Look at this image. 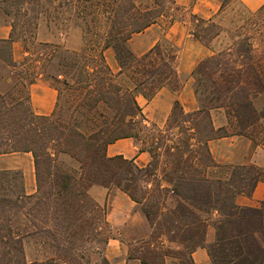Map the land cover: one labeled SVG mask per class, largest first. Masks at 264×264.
<instances>
[{"label": "trees", "instance_id": "obj_1", "mask_svg": "<svg viewBox=\"0 0 264 264\" xmlns=\"http://www.w3.org/2000/svg\"><path fill=\"white\" fill-rule=\"evenodd\" d=\"M42 2L55 3L51 13L42 8ZM228 2L221 0L218 12ZM0 4L12 7V13L4 12L12 19L8 39L0 41V62L6 68H21L17 83L0 93V155L28 153L35 183L34 193L26 195L19 174L11 178L17 185L12 199H0V264H108L99 251L91 252L92 261L73 253L86 232L99 229H94V220L106 226L104 208L87 195L94 185L113 186L125 194L149 226L148 239L127 259L165 264L170 258L176 264H193L192 252L203 248L210 264H264V200L255 208L234 202L236 196L249 197L255 185L264 182V169L217 165L207 149L209 141L231 136L255 145L264 142L256 141L255 131L264 119V4L248 13L242 25L226 32L229 43L224 50L193 68L196 110L185 113L174 101L160 128L146 123L135 97L149 101L161 88L179 89L176 52L155 44L135 56L127 42L167 12H175L194 22L187 30L189 36L208 47L224 32L212 19H199L173 0H151L149 7L132 0H9ZM49 15L73 21L83 40L79 53L57 62L60 69L54 76L48 64L55 46L37 44L40 57L34 60L25 49L20 64L12 61L10 51L13 41L23 43L30 27L35 31L37 21ZM179 20L187 24L183 16ZM106 50L113 54L116 71L105 62ZM39 78L56 92L48 116L33 114L28 105V88ZM18 86L26 87L24 99L17 96ZM212 111L223 113L225 126H213ZM121 139L140 144L138 150L149 156L146 166L138 167L121 156L106 157V146ZM58 155L72 159L77 171L59 168ZM4 175L0 173V178ZM169 194L178 202L166 208ZM11 212L21 213L23 220ZM196 213L211 215L212 220L208 223ZM207 226L213 230L209 245L204 244ZM43 233L54 243L53 255L41 262L27 261L23 241ZM160 238L175 244V249L154 248L152 244Z\"/></svg>", "mask_w": 264, "mask_h": 264}, {"label": "crops", "instance_id": "obj_2", "mask_svg": "<svg viewBox=\"0 0 264 264\" xmlns=\"http://www.w3.org/2000/svg\"><path fill=\"white\" fill-rule=\"evenodd\" d=\"M3 1L9 0H0V2ZM173 2L178 7L188 8L193 15L204 20L211 19L219 13V7L213 0H173ZM242 2L249 10L257 9L263 4L262 0H242ZM161 19L157 20V22L143 32L132 35L127 42V48L137 56L147 52L159 39L166 40L171 43V46L177 48L176 74L178 82L181 83L179 89L176 92H172L167 88H161L149 101H145L141 96L135 97V101L141 109V114L146 123L156 126H163L174 101L179 103L185 113L196 110L191 84L185 79H189L197 63L218 51V49L211 47V45L205 47L191 38L184 23L179 20L167 22L164 29L161 30L159 26ZM43 26L45 28V37L38 39L39 36L36 32L35 38L37 41L52 45L60 44L68 48L71 38L70 33L57 35L49 27ZM9 33V21L0 18V41L7 40ZM71 35L73 38L79 37V30L73 29ZM79 45L80 43L77 40V43L73 45L71 50H78ZM10 51L11 59L15 64H19L26 56L23 43L19 40L11 43ZM2 82L7 83L6 78ZM55 102L56 92L47 81L37 79L29 86L28 105L33 114L48 116L53 111ZM216 115L218 118L215 126L213 117ZM210 117L215 128L225 126V119L220 113L211 112ZM207 149L213 162L217 165L227 167L251 165L264 169V142L255 145L246 138L231 136L209 141ZM14 155L17 154L0 155V171L8 170V167H3L1 161H5ZM22 155L30 157L27 153ZM105 155L106 157L121 156L125 160H132L138 167H144L149 162L148 154L140 152L132 139H121L107 145ZM28 188L30 189L28 190L26 185L24 186V193L26 195L34 192V188ZM87 195L96 205L105 208V223L116 233L115 237L123 239L130 237L131 233H128L127 227L134 225L141 227L140 231L143 232L138 239H143L148 235L149 226L143 214L139 207L130 201L125 194L118 190L109 191L106 188L91 186L87 190ZM171 196L169 194V197ZM171 198L176 200L175 203L178 202L176 197L173 196ZM262 200H264V182H258L249 197L239 195L235 197L234 202L237 206L255 208ZM144 229L147 230L146 234ZM120 241L116 238H111L107 241L103 257L108 264H140L137 260L127 259L126 250ZM212 242L213 230L210 226H207L204 244L209 245ZM191 260L193 264H210L209 258L203 248L195 249L191 254ZM54 264L63 263L55 262Z\"/></svg>", "mask_w": 264, "mask_h": 264}, {"label": "rangeland", "instance_id": "obj_3", "mask_svg": "<svg viewBox=\"0 0 264 264\" xmlns=\"http://www.w3.org/2000/svg\"><path fill=\"white\" fill-rule=\"evenodd\" d=\"M132 1L136 5H139L142 7H149L151 4V0H132ZM213 1L216 5H218V7L220 6L221 0H213ZM262 1L264 4V0H262ZM41 6L43 9H45L51 13L52 7L55 6V3L52 6V4H47L46 2H42ZM260 7H258V8H260ZM21 9L23 10V8H21ZM257 9L249 10L243 4L242 0H229V2L224 7V9L221 12H219L216 16H213L211 18L212 21L215 24L219 25L224 31L217 38H215L210 44L211 47L218 49V51L215 53H218V52L224 50L225 47L227 46V44L229 43L228 34H226V32L231 33V31L234 29V27L242 25L243 21L245 20V17H247V15H248V13L255 12ZM11 11H12L11 6L0 4V18H4V19H7L8 21H11V19H12L11 16L7 17L4 14V12L12 13ZM51 16L52 15H49V18H47L46 20L44 18H40L37 21V26H36L35 31H33L32 27H30L28 35L24 36V38H23L24 39L23 48H24V50L26 49V51H28L29 54L32 55L30 57V60H34V59H36V57H40L39 56L40 52L38 50L37 44H43V43L39 42V40L38 41L36 40L35 33L36 32L38 33V36H39L38 39L44 38L45 37V28L43 25L49 27V29L52 30L53 33H56L57 35L67 33V32L70 33L71 38L69 40L68 48H65L64 46H62L60 44L59 45H53V46H55L56 49L54 51V55L51 58L50 63L48 64V68H49V74L54 76L56 71L60 69L59 67H57V62L60 61L63 57L67 56L68 54L79 53V51L83 48V40H82V34L80 32V29L75 25V23L73 21H67V20L65 21V19L63 18L62 15L58 16V19H56V20L51 18ZM181 16L184 17V19L187 23V24H184L186 29L188 30V29H191V27L193 28V25H195L194 22L191 21L192 24H190V19L186 15H184L183 13L167 12L165 17H162V19L159 18V19H161V23H159L161 30L164 29L167 22H171V20L172 21L179 20V17H181ZM262 16H260V18H262ZM196 17L199 19H203V18H200L198 16H196ZM13 22H14V19H13ZM75 28L79 30V37L76 36L75 38H73V36L71 35V32ZM77 40L80 43L79 49L76 51H73L71 49L73 48V45L75 43H77ZM156 44H159L162 46L172 47L175 50L176 57H177V54H178L177 48L171 46V43H169L168 41L163 40V39H159V41ZM49 45H52V44H49ZM103 54H104V59H105L106 64L110 67V69L112 71H116V64H115L112 52L110 50H106V51H104ZM133 55H135V54H133ZM135 56H137V55H135ZM22 61L20 63H22ZM20 69H21L20 66H17L15 68H6L0 62V93H4L5 91L9 90L11 88V86H13L17 83V74L19 73L18 71H20ZM10 71H12V73H10ZM5 78L7 80V83L2 82ZM39 79L45 80L44 78H39ZM185 80L191 84V90H192V94H193V81L191 79V75H190L189 79H185ZM185 80H184V82H185ZM180 85H181V83H179V87H180ZM25 88L18 86L19 93L17 94V96L20 97L21 99H24L27 95V91ZM167 89L170 90L169 88H167ZM170 91H172V90H170ZM193 98L195 100L196 108H197V102H196L194 94H193ZM23 102H24V100H23ZM212 112L220 113L221 115H223V113L220 111H212ZM223 117H224V115H223ZM217 118H218L217 115L213 117V123L215 126L217 124ZM154 126H156V125H154ZM156 127L160 128L161 126H156ZM255 131L257 133L256 141H258L260 139H264V119H261L257 123V125L255 127ZM134 142H135L137 148L141 147L138 142H136V141H134ZM8 154H13V153H8ZM15 154H17V155L11 156V157L7 158L5 161H1V164H3V167H8V170L0 171V173L5 174L4 177L0 178V199L1 198L2 199H9V200L12 199L13 195L17 191V185H16V181L11 180V178H13V177L18 178L19 174L21 175V182L23 185V191H24L25 185H26L28 190L30 189L28 187H32L35 190V183H34V177H33V168H32L31 157L22 155L24 153H15ZM56 164L59 168L65 170V171H70V172L71 171H77V164L66 155H58L56 158ZM19 182H20V180H19ZM27 185H30V186H27ZM94 186H96V185H94ZM98 187H101V186H98ZM101 188H103V187H101ZM107 190L110 191V190H117V189L114 188L113 186H110ZM171 197H173V196H171ZM171 197H169V195L166 196V201L164 202V206L166 208H171L175 205L176 200H173V198H171ZM99 207L104 208L103 206H99ZM104 211H105V208H104ZM20 212L22 213L23 211H20ZM21 213L13 215V213L11 212L10 214L12 215V217H17L18 221H22L23 219H22ZM196 214L208 223L212 220L211 215L202 214V213H196ZM93 223H94V226H93L94 229H96L97 227H99V229L96 231H93L92 233L86 232V235L80 241L76 242L75 249L73 250L74 251L73 253H81L84 256H86V258L89 259L90 261H92L91 255H90L92 251H99L101 253V255L103 256V251H104L105 245H106L107 241L111 238H116L118 240H121L120 242H121L123 248L126 250V256H128L129 253H131V252L133 253L134 250L139 247L140 243H142L143 241H146L148 239V236L150 233V229H149L148 235L145 238L138 239V237L141 234H143V232L140 231L141 227H139L138 225H134V226L127 227L128 233H131L130 237H126L125 239L117 238V237H115L116 233L113 232L107 224H106V226L102 225L101 222L98 220H94ZM93 223H92V225H93ZM46 227H47V225H46ZM144 231L146 234L147 230L144 229ZM45 236H47V235L45 233H43V234L36 235L32 238H27L23 241V248H24L25 257H26L27 261L37 260V261L41 262L45 259H48L50 256L53 255L54 243H52V241L49 240L48 238H45ZM152 246L154 248H161L162 250H164V249H170V250L175 249V244H172V243L165 241L164 238H160L156 243H153ZM76 251H78V252H76ZM165 264H176V262L170 258H166Z\"/></svg>", "mask_w": 264, "mask_h": 264}]
</instances>
